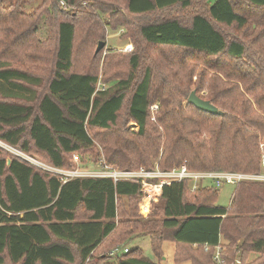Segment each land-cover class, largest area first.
I'll use <instances>...</instances> for the list:
<instances>
[{
    "label": "trees",
    "instance_id": "16d2710c",
    "mask_svg": "<svg viewBox=\"0 0 264 264\" xmlns=\"http://www.w3.org/2000/svg\"><path fill=\"white\" fill-rule=\"evenodd\" d=\"M89 1L82 8L81 0H50L47 15L55 33L46 41L56 45L49 52L53 70L45 93L29 106L15 100H25L31 88L41 87L42 79L32 70L34 65L41 68L46 52L39 39L28 35H37L40 27L30 25L27 41L19 42L23 34L19 16L15 18L16 2L0 0L2 144L69 171L76 170L74 154L83 165L104 164L121 171L168 172L183 165L195 172L262 170L264 19L254 23L232 0H211L187 23L149 18L189 10L200 0H125L123 8V0ZM240 1L247 9L264 11V0ZM141 18L146 21L135 20ZM114 19L115 28L135 29L138 53L128 58L131 72L125 78L97 91L99 75L73 72L74 48L77 40L90 46L104 42ZM234 26L252 27L261 34L246 42L223 29ZM152 49L158 57L169 51L167 67ZM6 58L27 70L9 67ZM192 85L199 93L208 91L204 99L222 114L176 102ZM158 100L160 110L153 122L150 109ZM128 122L134 128H128ZM89 130L110 132L103 155L95 151ZM8 148L0 146V264H74L77 256L82 262L96 260L94 264H160L139 249L125 253L117 248L120 254L95 257L113 238L130 241L142 234L150 237L154 257L167 241L177 250L190 251L187 256L176 253L175 264H218L217 248L225 264H264V183L236 186L229 207L217 205L219 190L213 186L195 193L188 180L173 183L163 188L149 220L125 222L138 217V181L63 182ZM86 153L93 158H85Z\"/></svg>",
    "mask_w": 264,
    "mask_h": 264
},
{
    "label": "rangeland",
    "instance_id": "374dc122",
    "mask_svg": "<svg viewBox=\"0 0 264 264\" xmlns=\"http://www.w3.org/2000/svg\"><path fill=\"white\" fill-rule=\"evenodd\" d=\"M211 0H200L199 2L196 3V5L189 9L182 11L180 9H174L168 12H162V13H157L154 16L150 17L149 19H163V18H177L185 23L189 21L190 16L197 10H204L208 8V4L210 3ZM17 9L16 12L18 14L15 15V18H18L19 16V21L17 24L20 22L19 25V32L22 33V36H19V42L22 40L27 41L26 36H31L35 38L36 40L39 39L42 43V48L45 50V54L43 55V61H42V66L34 65V69L32 70L34 75L39 76L42 79V84L41 87L33 89L31 88L30 93L28 94V98L25 100H15V102L27 104L29 106H34L36 99H40L41 96L45 93L46 91V86L47 83L51 77L53 66L50 63V58L51 55L49 52L51 50L55 51L56 50V45L54 41L47 42L46 37L54 36V28H53V23H50L48 21V13H47V8L49 7V2L50 0H15ZM91 1L89 0H81V6L82 8H86L88 4ZM124 2L125 0L122 1L121 7H124ZM233 4L236 7V10L241 13L245 14L251 21L257 24V22H260L261 20L264 19V11H252L250 9L245 8L243 3L240 0H232ZM92 3V2H91ZM19 4V7L17 6ZM104 20L107 21L109 18L108 15H105L102 17ZM138 22H145V18L141 19H135ZM115 19L110 21L112 26L107 27L106 29V35H105V40H103L106 43V47L104 51L99 54L98 56L95 55L97 46L99 42H95L93 46H90L87 44V42H83L82 40H77L75 48H74V68L73 72L77 73H93L99 75L100 83L105 85L106 89H109L112 87L117 81L125 78L130 72L131 69L128 65V58L132 57L136 53H138V49L136 46V43L133 38V34L135 32V29L133 27L130 28L131 31L126 29L125 27H118L115 28ZM37 23L38 27H40V31L38 32L37 35L31 34L28 31L27 35V29L30 25ZM220 29V28H219ZM225 32L230 34L229 36L231 37H240L243 38L244 41L246 42H253L255 39L259 38L260 30L256 31L252 27H248L246 29H239L238 27H230L228 29L224 28ZM264 43V42H263ZM264 45V44H263ZM256 46V45H255ZM261 46V45H260ZM128 47H132L133 51L131 54H128L130 52H126V49ZM155 57L164 65L166 66V61L165 57L169 56V51L164 53V57L161 54V56L158 57V55L155 53V51L152 49ZM7 65L11 68H20L23 70H27L26 65H19L17 61H8L7 58L6 60H3ZM41 64V62H40ZM109 65V66H108ZM167 67V66H166ZM32 73V72H31ZM158 83V82H157ZM181 84H185L181 80ZM8 84H4L6 88H9L7 86ZM196 86L192 85L191 87L188 88L186 91L188 95L186 94L184 96H180L179 94L176 96V102H180L182 106L186 107L190 103L188 102V99L190 97V94L192 92H196V94L204 99L209 92L206 90H202L200 93L196 91ZM24 96V95H23ZM205 100V99H204ZM160 103L161 101L158 100L156 101L152 107L157 106L158 110H156L154 113L152 112V107H151V114L152 116L156 117L157 112L160 110ZM125 112V110H124ZM121 120H125L123 117V114L121 115ZM154 122V121H153ZM128 128H134L133 123H127ZM89 134L91 135L92 138H94V148L96 152H100L101 155H103L104 152V143L103 141L108 139L110 137V132H100V131H90ZM97 136V137H95ZM1 145H3L0 142ZM4 147V146H2ZM12 152H16L13 149H10ZM78 156V154L73 155V161L75 162V168L76 170H99L100 166L97 164L93 163H88L83 165L80 161H75L74 156ZM83 156H87L89 160L93 158L91 154H84ZM79 157V156H78ZM51 167V166H50ZM68 170V169H64ZM210 188L213 186L211 182H206L205 183ZM200 189V188H199ZM218 190V189H217ZM197 192V191H196ZM195 192V193H196ZM235 192V187L234 186H229V185H224L221 189H219L218 192V199H217V205L222 206V207H229L231 204V200L234 196ZM194 193V194H195ZM140 204V203H139ZM138 208V217L136 219L134 218H126L123 221L129 222V220H142V221H147L151 217L145 216L140 212L139 205L137 206ZM131 221V222H132ZM118 222V221H117ZM120 231L123 229L121 225H119ZM124 238L117 239L113 238L109 240L108 244L105 245L102 249L98 250L95 253V257H101L103 254H110L111 256H115V254H120L121 252H118L116 250L117 248L123 249V250H129L132 251L134 249H139L141 252H143L144 257L153 259L154 261L160 263V264H175L174 259L177 255L181 256H187L190 251L185 248H180L177 250V246L175 245L174 242L172 241H167L163 244L162 249L160 250L159 256L154 257L152 253V249L150 246L151 239L148 236H142L136 237L131 239L130 241L126 240L123 241ZM223 240V239H222ZM96 260L92 261H86L82 262L79 256L76 257V262L74 264H94ZM7 264H10V262L7 261ZM112 264H117V262H114Z\"/></svg>",
    "mask_w": 264,
    "mask_h": 264
},
{
    "label": "built area",
    "instance_id": "2783aa9c",
    "mask_svg": "<svg viewBox=\"0 0 264 264\" xmlns=\"http://www.w3.org/2000/svg\"><path fill=\"white\" fill-rule=\"evenodd\" d=\"M65 6V3L62 2ZM132 47H128L126 52H132ZM105 85L99 83L97 91L105 90ZM158 110L157 106L152 107L154 113ZM152 121L156 122V117L152 116ZM4 148H8L4 144ZM12 148H8L10 150ZM14 150V149H13ZM11 151V150H10ZM17 151V150H15ZM12 152V151H11ZM15 155L22 156L35 166L44 169L48 172L61 176L63 182H67L72 179L80 178H111L115 183L118 181H138L141 185L142 199L139 204L140 212L145 216H149L152 213L153 205L157 203L162 196L163 188L173 183L190 181L192 192H196L199 189V184L205 182H211L215 189H221L224 185L238 186L242 183H264V166L259 173H241V172H195L190 171L186 165L180 168H174L171 171L163 172L159 169L155 171H121L112 168L108 165L99 164V170H64L50 167L48 165L36 162L19 151L13 152ZM75 161H80L79 157L74 156ZM207 250V248H206ZM129 250H125L127 253ZM214 260L218 264H225V261L221 258V250L217 248Z\"/></svg>",
    "mask_w": 264,
    "mask_h": 264
},
{
    "label": "water",
    "instance_id": "95a60500",
    "mask_svg": "<svg viewBox=\"0 0 264 264\" xmlns=\"http://www.w3.org/2000/svg\"><path fill=\"white\" fill-rule=\"evenodd\" d=\"M105 47H106L105 42H99L95 55H98L102 50L105 49ZM188 102L202 112H206L212 115L222 114L218 110V108H216L210 101L202 99L196 94L195 91L190 94Z\"/></svg>",
    "mask_w": 264,
    "mask_h": 264
},
{
    "label": "crops",
    "instance_id": "0c3cea01",
    "mask_svg": "<svg viewBox=\"0 0 264 264\" xmlns=\"http://www.w3.org/2000/svg\"><path fill=\"white\" fill-rule=\"evenodd\" d=\"M205 183H206V182H205ZM205 183H203V184H199V188L202 187V186H203V187H204V186H207Z\"/></svg>",
    "mask_w": 264,
    "mask_h": 264
}]
</instances>
